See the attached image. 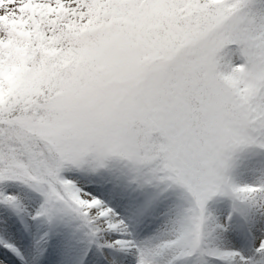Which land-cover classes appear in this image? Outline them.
Returning a JSON list of instances; mask_svg holds the SVG:
<instances>
[{"label":"snow or ice","instance_id":"obj_1","mask_svg":"<svg viewBox=\"0 0 264 264\" xmlns=\"http://www.w3.org/2000/svg\"><path fill=\"white\" fill-rule=\"evenodd\" d=\"M0 232V264H264V0H0Z\"/></svg>","mask_w":264,"mask_h":264},{"label":"rangeland","instance_id":"obj_2","mask_svg":"<svg viewBox=\"0 0 264 264\" xmlns=\"http://www.w3.org/2000/svg\"><path fill=\"white\" fill-rule=\"evenodd\" d=\"M227 212V209H225V213ZM3 233L0 232V235H2ZM14 239H19V240H23L25 243H30V239L25 240V238L20 235V236H14L12 237ZM0 250L3 251L4 254H8L11 256V253L9 252V250L5 247L0 246ZM3 255V254H0ZM12 260H17V258L15 256L11 257ZM57 258L58 260L60 259V255H59V250H57ZM71 258L76 260H82L83 264H98V255L96 253V250L93 248L91 251H88L87 248L84 247H76L75 249L72 250L71 253Z\"/></svg>","mask_w":264,"mask_h":264},{"label":"bare ground","instance_id":"obj_3","mask_svg":"<svg viewBox=\"0 0 264 264\" xmlns=\"http://www.w3.org/2000/svg\"><path fill=\"white\" fill-rule=\"evenodd\" d=\"M0 254H4L2 250H0ZM14 261H15V260H14ZM17 264H18V262H17Z\"/></svg>","mask_w":264,"mask_h":264}]
</instances>
